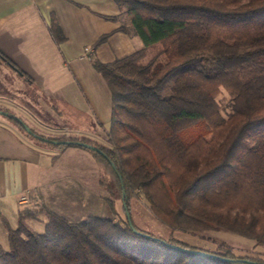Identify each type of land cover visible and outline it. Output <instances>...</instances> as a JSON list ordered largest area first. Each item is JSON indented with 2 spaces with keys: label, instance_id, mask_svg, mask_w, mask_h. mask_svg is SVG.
Masks as SVG:
<instances>
[{
  "label": "trees",
  "instance_id": "16d2710c",
  "mask_svg": "<svg viewBox=\"0 0 264 264\" xmlns=\"http://www.w3.org/2000/svg\"><path fill=\"white\" fill-rule=\"evenodd\" d=\"M114 1L120 30L143 47L111 62L91 55L112 94L109 146L37 133L57 149L54 159L68 146L86 148L82 142L104 153L86 148L111 168L115 183L100 180L111 215L70 221L42 200L20 209L0 264H264L263 252L238 255L178 235L209 242L206 232L226 230L264 246V0ZM49 28L64 39L53 15ZM0 58L31 81L1 51ZM141 196L166 234L136 226L131 201Z\"/></svg>",
  "mask_w": 264,
  "mask_h": 264
},
{
  "label": "crops",
  "instance_id": "0c3cea01",
  "mask_svg": "<svg viewBox=\"0 0 264 264\" xmlns=\"http://www.w3.org/2000/svg\"><path fill=\"white\" fill-rule=\"evenodd\" d=\"M121 14L114 0H0V51L31 79L0 58V108L25 117L36 133L59 127L98 140L107 133L113 103L91 55L111 62L143 47L138 35L120 30ZM52 15L61 41L50 32ZM103 35L107 39L95 47ZM22 128L0 110V246L5 249L8 226H17L28 195L40 196L71 221L110 212V194L100 181L102 163L92 151L71 145L54 159L57 149Z\"/></svg>",
  "mask_w": 264,
  "mask_h": 264
},
{
  "label": "rangeland",
  "instance_id": "374dc122",
  "mask_svg": "<svg viewBox=\"0 0 264 264\" xmlns=\"http://www.w3.org/2000/svg\"><path fill=\"white\" fill-rule=\"evenodd\" d=\"M224 94H226V92H224ZM4 109H6V108H4ZM6 110L9 111L10 113L16 114L15 116H17L16 112L11 111L10 109H6ZM17 117H19V116H17ZM20 118L23 121H25L24 120L25 117L23 118V116H20ZM26 118H28V117L26 116ZM13 121L15 123L14 119H13ZM29 126H30V128L32 127L31 125H29ZM52 131L53 132H49L46 134L40 130V133L39 132L38 133L41 135H44L46 137H50V138H56V137H62V136H76L75 134H71V132H69V131H68V133H65V131H63V130L61 131L59 127L56 129H53ZM107 133H102L97 138L98 140H95V141L98 143L109 146V143L107 141V138H108ZM77 137H79V136H77ZM101 163H102L101 164L102 165V178L106 181V183L112 185L113 183H115V180H114L113 174L111 172V168H109L107 165H105L104 162H101ZM108 193L111 195L110 191H108ZM118 194L119 193H118V190L116 188L115 189V195H116L115 197H117ZM25 199L26 200H24L25 202L22 205V209H24V208L35 209V208L40 206V203H41L40 196L34 197V196L28 195L27 198H25ZM131 207H132L131 209L133 212L132 213L133 220H134V222L138 228H140L144 231L157 233V234H161V235H164L167 233L166 227L164 225H162L159 221H157V219L154 217L153 213L151 212V210L149 208V204H148L147 200L143 196L138 197L137 199H133L131 201ZM117 208L120 211V213L123 214L121 199H117ZM110 215H111L110 212H105V214H101L98 216H110ZM86 217H87L86 215L85 216H79L74 221H80ZM44 221H45V218H44ZM30 225L32 228H34L38 232L44 231V223L43 222L31 221ZM206 234L208 236H210L212 238L211 240H213V241L208 242L206 240H202L200 235L192 236V235L186 234V233H184V234L178 233V235H180V237H182L184 240H189L190 242H193V243L196 242L198 244H201V245H204L207 247L213 248V247H216L217 243L218 244L222 243L226 246L232 247L234 249L235 253L238 255H246V254L251 255V254H255L257 252H263L264 253V246L257 245L255 243V241L248 239L246 237H243L241 235L235 234L233 232H229L226 230H211V231L206 232ZM213 242H215L216 244Z\"/></svg>",
  "mask_w": 264,
  "mask_h": 264
},
{
  "label": "water",
  "instance_id": "95a60500",
  "mask_svg": "<svg viewBox=\"0 0 264 264\" xmlns=\"http://www.w3.org/2000/svg\"><path fill=\"white\" fill-rule=\"evenodd\" d=\"M23 126H24V128H25V130L27 131V132H29L30 134H33L34 136H36V137H40L36 132H34L26 123H24L23 124ZM45 140H48V139H46V138H44ZM51 142H54V143H59V141H56V140H50ZM81 145L82 146H84V147H86V148H89V149H94V150H98V151H100L102 154H104L100 149H98L97 147H95L94 145H92V144H89V143H84V142H82L81 143ZM114 166V165H113ZM115 167V166H114ZM120 179L122 180V177L120 176ZM124 195H125V191H123V197H124ZM124 208L126 209V214H127V217H128V219H129V221H131V216H130V212L128 211V209H127V205H126V203H124Z\"/></svg>",
  "mask_w": 264,
  "mask_h": 264
},
{
  "label": "built area",
  "instance_id": "2783aa9c",
  "mask_svg": "<svg viewBox=\"0 0 264 264\" xmlns=\"http://www.w3.org/2000/svg\"><path fill=\"white\" fill-rule=\"evenodd\" d=\"M86 51H90V48H86Z\"/></svg>",
  "mask_w": 264,
  "mask_h": 264
}]
</instances>
